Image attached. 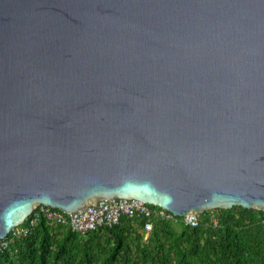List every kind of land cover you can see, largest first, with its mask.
Instances as JSON below:
<instances>
[{
	"label": "water",
	"instance_id": "95a60500",
	"mask_svg": "<svg viewBox=\"0 0 264 264\" xmlns=\"http://www.w3.org/2000/svg\"><path fill=\"white\" fill-rule=\"evenodd\" d=\"M115 197L264 210V0H0V240Z\"/></svg>",
	"mask_w": 264,
	"mask_h": 264
},
{
	"label": "trees",
	"instance_id": "16d2710c",
	"mask_svg": "<svg viewBox=\"0 0 264 264\" xmlns=\"http://www.w3.org/2000/svg\"><path fill=\"white\" fill-rule=\"evenodd\" d=\"M199 218V225L182 223L179 230L171 221L156 220L145 239L148 250L141 242L145 220L123 217L112 228L82 236L41 219L29 235L0 251V264H264L263 209L235 205L205 210ZM133 224L139 228L135 260L129 243ZM58 229L66 230L61 239H56Z\"/></svg>",
	"mask_w": 264,
	"mask_h": 264
},
{
	"label": "built area",
	"instance_id": "2783aa9c",
	"mask_svg": "<svg viewBox=\"0 0 264 264\" xmlns=\"http://www.w3.org/2000/svg\"><path fill=\"white\" fill-rule=\"evenodd\" d=\"M123 217L145 220L143 229L145 239L151 234L156 220L165 219L173 223L192 226H197L200 223L198 213L180 217L165 208L136 198L100 199L94 204L73 212L40 204L34 208L23 223L13 227L8 236L0 240V251L9 248L14 240L29 235L41 219L51 226L69 228L75 233L86 236L102 227L116 226ZM212 221L217 224V217L212 215Z\"/></svg>",
	"mask_w": 264,
	"mask_h": 264
},
{
	"label": "rangeland",
	"instance_id": "374dc122",
	"mask_svg": "<svg viewBox=\"0 0 264 264\" xmlns=\"http://www.w3.org/2000/svg\"><path fill=\"white\" fill-rule=\"evenodd\" d=\"M215 214H218V211L217 212H214ZM175 227V229L179 230L181 229V227L183 226L182 223H175L173 225ZM139 231V228L137 227L136 224H133V226L131 227V229L129 230V233H130V241L129 243L132 245V249H133V257H132V260H135V256L138 254V251L135 250V237H136V234L138 233ZM66 233V230H63V229H58L57 232H55L56 236L58 238L56 239H61ZM104 242H106V238L103 237L102 239ZM142 248L148 250L149 248L148 247H151V245H147L145 243V238H144V234L142 233ZM146 245V246H145Z\"/></svg>",
	"mask_w": 264,
	"mask_h": 264
},
{
	"label": "clouds",
	"instance_id": "9594fccd",
	"mask_svg": "<svg viewBox=\"0 0 264 264\" xmlns=\"http://www.w3.org/2000/svg\"><path fill=\"white\" fill-rule=\"evenodd\" d=\"M211 210H212V209H211ZM10 231H11V230H10ZM7 236H8V235H7ZM7 236H6V237H7ZM6 237H5V238H6Z\"/></svg>",
	"mask_w": 264,
	"mask_h": 264
}]
</instances>
